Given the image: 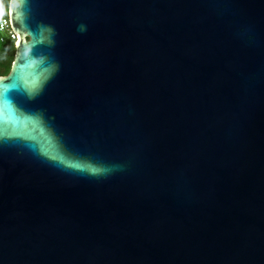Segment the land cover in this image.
<instances>
[{"label": "water", "instance_id": "water-1", "mask_svg": "<svg viewBox=\"0 0 264 264\" xmlns=\"http://www.w3.org/2000/svg\"><path fill=\"white\" fill-rule=\"evenodd\" d=\"M8 13L0 264H264V0Z\"/></svg>", "mask_w": 264, "mask_h": 264}, {"label": "trees", "instance_id": "trees-1", "mask_svg": "<svg viewBox=\"0 0 264 264\" xmlns=\"http://www.w3.org/2000/svg\"><path fill=\"white\" fill-rule=\"evenodd\" d=\"M10 0H0V16L8 14ZM0 33V75L7 74L12 66L16 47L15 42L11 40H1Z\"/></svg>", "mask_w": 264, "mask_h": 264}, {"label": "built area", "instance_id": "built-area-1", "mask_svg": "<svg viewBox=\"0 0 264 264\" xmlns=\"http://www.w3.org/2000/svg\"><path fill=\"white\" fill-rule=\"evenodd\" d=\"M0 33L2 34V41L11 40L13 42H16L17 40V34L11 26L9 13L0 16Z\"/></svg>", "mask_w": 264, "mask_h": 264}, {"label": "snow or ice", "instance_id": "snow-or-ice-1", "mask_svg": "<svg viewBox=\"0 0 264 264\" xmlns=\"http://www.w3.org/2000/svg\"><path fill=\"white\" fill-rule=\"evenodd\" d=\"M15 85H3L2 87H4L5 89H7L8 87H14ZM39 87H40V85H33V88H32V90H38L39 89ZM5 103H7V101H5Z\"/></svg>", "mask_w": 264, "mask_h": 264}]
</instances>
